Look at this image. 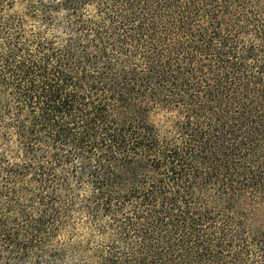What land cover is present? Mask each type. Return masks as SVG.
<instances>
[{"label": "trees", "instance_id": "16d2710c", "mask_svg": "<svg viewBox=\"0 0 264 264\" xmlns=\"http://www.w3.org/2000/svg\"><path fill=\"white\" fill-rule=\"evenodd\" d=\"M0 264H264V0H0Z\"/></svg>", "mask_w": 264, "mask_h": 264}]
</instances>
